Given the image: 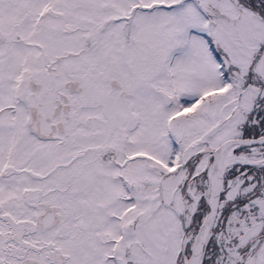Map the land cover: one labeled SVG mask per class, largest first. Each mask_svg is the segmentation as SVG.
Instances as JSON below:
<instances>
[{
  "label": "snow or ice",
  "instance_id": "6c2138e0",
  "mask_svg": "<svg viewBox=\"0 0 264 264\" xmlns=\"http://www.w3.org/2000/svg\"><path fill=\"white\" fill-rule=\"evenodd\" d=\"M0 264H264V0H0Z\"/></svg>",
  "mask_w": 264,
  "mask_h": 264
}]
</instances>
